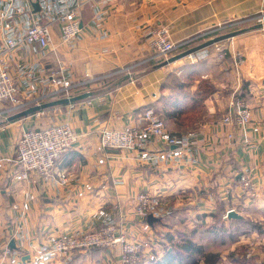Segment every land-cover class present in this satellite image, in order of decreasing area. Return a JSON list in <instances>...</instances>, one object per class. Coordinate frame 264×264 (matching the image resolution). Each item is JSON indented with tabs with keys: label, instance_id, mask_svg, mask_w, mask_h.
<instances>
[{
	"label": "crops",
	"instance_id": "0c3cea01",
	"mask_svg": "<svg viewBox=\"0 0 264 264\" xmlns=\"http://www.w3.org/2000/svg\"><path fill=\"white\" fill-rule=\"evenodd\" d=\"M10 1L13 7L8 10ZM25 1L0 0V47L7 38L21 36L32 18L46 22L63 10L62 0H31V7ZM24 3V11L16 12L15 7ZM262 12L264 0H87L80 10L82 33L74 45L62 42L55 23L49 45L25 42L8 51L7 70L27 103L15 109L9 101L0 102V264H40L39 252L54 236L117 223L120 218L129 236L140 239L146 257L153 259L163 256L168 245L164 234L193 230L197 238L212 234L213 216L219 210L232 233L240 219L226 216L231 209L264 227ZM254 20L258 23L251 24ZM154 26L168 27L178 42L193 37L192 41L170 56L160 55L149 45ZM234 26L237 29L231 30ZM237 30L221 39L229 52L224 61L218 59L213 43L168 61L214 36ZM237 51L244 55L239 69L233 64ZM59 65L65 79L78 88L77 94H92L57 110L50 107L45 113L10 119L34 105L35 99L41 103L58 99L49 95L54 88L51 72ZM172 74L193 75L191 92L202 79L214 87L185 122H166L170 132L182 136V144L154 136L138 150H104L100 129L136 122L145 106L159 104L171 92ZM235 90L252 110L244 127L223 122ZM65 120L78 140L58 159L52 174L17 177L20 167L14 158L22 131ZM71 165L72 175L61 182V173ZM243 177L249 178L250 187L243 186ZM140 191L164 198L167 205L154 213L152 224L148 215L136 214ZM249 241L256 245L254 264H264V232L258 230L214 248L221 247L225 259L224 254ZM67 264L123 263L118 248H93L77 252ZM199 264L206 263L201 259Z\"/></svg>",
	"mask_w": 264,
	"mask_h": 264
},
{
	"label": "built area",
	"instance_id": "2783aa9c",
	"mask_svg": "<svg viewBox=\"0 0 264 264\" xmlns=\"http://www.w3.org/2000/svg\"><path fill=\"white\" fill-rule=\"evenodd\" d=\"M85 1L87 0H76L75 3H72L71 0H62L63 10L56 17L50 18L46 22L32 18L21 36L18 38L9 37L5 40L4 46L0 47V102L9 101L15 109L22 108L27 103L15 79L7 70L5 58L7 52L25 42L37 43L40 46L49 45L52 26L55 23L59 27L62 42L74 45L82 33L80 10ZM25 2L31 7V0ZM8 6L9 10L13 7V2L10 1ZM24 7L25 3L18 5L15 7V11L21 13L24 11ZM192 38L178 42L171 37L168 27L154 26L150 29L149 45L158 54L170 56L182 47V44L192 41ZM214 44L218 50V59L224 61L229 53L227 47L218 41ZM243 58L240 53L234 55L233 64L236 69H239ZM51 75L54 78V88L49 96L61 98L77 94L76 85L65 79L62 65L54 69ZM91 80L95 81L93 77L90 78ZM230 96L231 110L224 116L223 122L244 127L251 120V106L239 96L236 90L232 91ZM34 101L35 104L41 103L38 99ZM53 107L54 110L60 108L59 105ZM37 113H45V109ZM99 135L100 144L106 151L138 150L144 147L147 139L154 136L160 137L168 144H182V136L167 129L165 122L153 106H145L136 117V122L123 127L104 126L100 129ZM229 136L233 137V134H229ZM77 140L78 134L68 120L24 129L16 144L14 161L20 167L16 176L28 178L31 173L35 172L42 177H48L54 171L58 159ZM74 168V165H71L69 169L63 171L60 181H67ZM242 179L244 187L252 185L248 177ZM163 204H165L164 199L155 198L147 191H140L136 196L135 211L138 216L146 217L149 213H159ZM91 247L118 248L119 258L123 264H150V258L146 257L142 242L136 237L129 236L123 226L122 218L117 223H105L94 229L54 236L50 240L49 247L39 252V263L67 264L77 252ZM253 253V250L249 249L247 256L250 258Z\"/></svg>",
	"mask_w": 264,
	"mask_h": 264
},
{
	"label": "trees",
	"instance_id": "16d2710c",
	"mask_svg": "<svg viewBox=\"0 0 264 264\" xmlns=\"http://www.w3.org/2000/svg\"><path fill=\"white\" fill-rule=\"evenodd\" d=\"M228 56L225 58V60ZM171 80L168 81L171 92L168 95H163L159 104L156 103L155 108L160 118L165 122L174 120L176 122H185L189 114L197 112L201 108L203 100L210 95L214 87L205 79H202L196 91L191 92V84L194 79L193 75H176L172 74ZM161 103V104H160ZM179 135V133H176ZM217 214L212 221V234L199 235L198 238L193 236L192 233L184 231H176L175 234L168 233L163 236L167 239L168 245L165 247L163 256L159 258H150V264H199L201 259L206 264H225L226 260L236 262L238 264H254L255 257L251 261L241 260L236 256L235 251L228 253V259L222 258L220 244H226L238 238L239 234H248L252 230L264 232L262 224L255 219L238 218L235 223V231L227 228L221 214ZM209 226V227H211ZM228 229V232H227ZM211 230V229H210ZM166 235V236H165ZM201 239V240H200ZM171 247V250L169 248ZM98 248L106 249L104 247H91L87 250ZM237 257V258H236Z\"/></svg>",
	"mask_w": 264,
	"mask_h": 264
},
{
	"label": "water",
	"instance_id": "95a60500",
	"mask_svg": "<svg viewBox=\"0 0 264 264\" xmlns=\"http://www.w3.org/2000/svg\"><path fill=\"white\" fill-rule=\"evenodd\" d=\"M38 4L39 3L35 2L34 6L37 7ZM241 30H244V29H241ZM239 31L240 30L231 31V32H228V33H225V34H220V35L214 36V37H212V38H210V39H208V40H206L204 42H201V43H199L197 45H194V46L188 48L187 50H185V51H183L181 53H178L177 55H174V56L170 57L168 59V61H173V60L178 59V58H180L182 56L190 54V53H192V52H194V51H196V50H198V49H200L202 47L210 45V44H212V43H214L216 41H219V40L227 38V37H231V36L235 35L236 33H238ZM91 94H92V92L86 91V92L75 94V95H72V96H69V97H61V98L54 99V100H51V101L34 104V105H31V106H29V107H27L25 109H22L19 112L15 113L14 115H12V117H10V119H15V118H18V117L27 116L29 114H33L35 112L41 111V110L46 109V108L53 107L55 105H61V104H65V103L75 102L77 100L86 98V97L90 96ZM226 216L228 218H240V217H242V215L239 214L234 209L229 210ZM155 218H157V217L154 216L153 213H149L148 216H147V220H148V222L150 224L153 223Z\"/></svg>",
	"mask_w": 264,
	"mask_h": 264
},
{
	"label": "rangeland",
	"instance_id": "374dc122",
	"mask_svg": "<svg viewBox=\"0 0 264 264\" xmlns=\"http://www.w3.org/2000/svg\"><path fill=\"white\" fill-rule=\"evenodd\" d=\"M263 14V18L261 19V21H264V12H262L261 13V15ZM258 23V21L257 20H254V21H251V24H252V22L253 23H256V22ZM233 29H237V26H234V27H232L231 28V30H233ZM222 40H220V41H218V42H221ZM223 42H225L224 40H223ZM215 43V42H214ZM213 43V44H214ZM237 53H240V54H242L243 55V53L241 52V51H237ZM244 56V55H243ZM158 199H164V198H158ZM166 207H167V205H166V203L165 204H163V206L162 207H160V211H163V209H166ZM128 232V231H127ZM129 234V233H128ZM130 235V234H129ZM140 240V239H139ZM201 240V239H200ZM255 247H256V245L254 244V243H252L251 241H249L248 243H245V244H243L242 246H239L238 247V250H236V256L239 258V259H243V260H245V261H248V260H250L251 261V258L255 255L254 253V250H255ZM249 249H252L253 250V255H252V257H248L247 256V253L249 252ZM224 256L228 259V254H224ZM236 257V258H237ZM222 258H223V255H222ZM224 259V258H223Z\"/></svg>",
	"mask_w": 264,
	"mask_h": 264
}]
</instances>
